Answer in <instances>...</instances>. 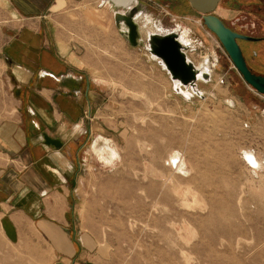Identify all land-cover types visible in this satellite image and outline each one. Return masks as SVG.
Listing matches in <instances>:
<instances>
[{
	"label": "rangeland",
	"instance_id": "rangeland-1",
	"mask_svg": "<svg viewBox=\"0 0 264 264\" xmlns=\"http://www.w3.org/2000/svg\"><path fill=\"white\" fill-rule=\"evenodd\" d=\"M223 1L216 14L226 25L239 29L255 23V35H264V18L255 9ZM136 3L147 15L138 20L142 44L133 47L115 26L113 11ZM50 14L63 37L79 45L86 71L109 99V123L116 130L89 137L82 152L70 235L74 244L85 237L83 260L264 264V173L253 176L241 155L248 148L264 158V95L243 80L201 15L187 0H108L105 5L66 0ZM18 25L6 0H0V92L10 109L0 112V119L19 103L17 90L3 78L5 49ZM162 29H175L183 44L191 43L187 54L201 69H212L205 59L216 63L211 79L198 82L202 95L183 87L190 98L177 93L147 50V30ZM184 30L188 41L182 39ZM238 42L244 48L245 42ZM252 47L258 55L250 56L248 65L264 73V41ZM96 137L108 143L103 152L90 150ZM176 150L188 161L186 174L166 163ZM1 216L0 264L61 262L33 224L20 221L12 238Z\"/></svg>",
	"mask_w": 264,
	"mask_h": 264
},
{
	"label": "crops",
	"instance_id": "crops-1",
	"mask_svg": "<svg viewBox=\"0 0 264 264\" xmlns=\"http://www.w3.org/2000/svg\"><path fill=\"white\" fill-rule=\"evenodd\" d=\"M65 1L6 0L19 25L5 49L3 78L17 90L19 103L0 119L1 224L13 238L20 221L31 223L61 263L95 264L83 260L85 237L72 242V198L86 140L116 130L109 123V99L86 71L79 45L63 37L51 18ZM9 110L1 91L0 112ZM44 132L60 138L62 146L46 144Z\"/></svg>",
	"mask_w": 264,
	"mask_h": 264
},
{
	"label": "water",
	"instance_id": "water-1",
	"mask_svg": "<svg viewBox=\"0 0 264 264\" xmlns=\"http://www.w3.org/2000/svg\"><path fill=\"white\" fill-rule=\"evenodd\" d=\"M187 1L194 11L202 16L206 27L217 36L243 80L257 93L264 95V75L252 71L238 42L239 39L256 40V38L240 34L224 23L222 18L216 14V9L222 0ZM102 4H104V0H102ZM143 15L146 13L139 8L138 3L128 8H116L113 11L115 26L119 29L121 36L133 47L142 44L138 20ZM190 46L191 43H182L179 32L175 29L147 30V50L166 69L173 82L174 90L187 98L190 96L184 95L181 88H190L195 94L202 95L198 89V82L200 80L208 82L211 79L212 70L216 66L209 59L204 61L211 65V70L208 67L201 69L197 66L187 54L186 49ZM43 137L48 145L55 148L62 146V141L58 137H52L46 132L43 133Z\"/></svg>",
	"mask_w": 264,
	"mask_h": 264
},
{
	"label": "bare ground",
	"instance_id": "bare-ground-1",
	"mask_svg": "<svg viewBox=\"0 0 264 264\" xmlns=\"http://www.w3.org/2000/svg\"><path fill=\"white\" fill-rule=\"evenodd\" d=\"M107 1L108 0H104V5L107 3ZM181 35L184 41L189 40L186 30L182 31ZM106 144L108 143L102 142V137H96V139L94 140V143L90 146V150L96 153L103 152L105 150ZM241 152H242L241 154L242 159L244 163L246 164V166L252 172L253 176L259 177L260 174L264 173V158L263 157H260V155H258L254 150L248 149V148L242 150ZM181 156L183 155H180V152L178 150L173 151L168 156L166 163L170 165L171 167L175 168L177 170L176 172L186 174L188 173V167H189L187 164L188 161H186L184 157L182 158Z\"/></svg>",
	"mask_w": 264,
	"mask_h": 264
},
{
	"label": "flooded vegetation",
	"instance_id": "flooded-vegetation-1",
	"mask_svg": "<svg viewBox=\"0 0 264 264\" xmlns=\"http://www.w3.org/2000/svg\"><path fill=\"white\" fill-rule=\"evenodd\" d=\"M235 0H224V3H230V2H234ZM240 1V2H239ZM241 3H244L245 7H249L252 8L251 10L255 9V12H257L262 18H264V0H238L236 2V4H239L240 6L242 5ZM225 23V22H224ZM236 23V22H235ZM262 26H264V19L262 20ZM228 26V25H227ZM230 27V26H229ZM232 30L240 33V34H244L246 36H250V37H254L256 38V40H248V39H239V40H243L245 42V46L244 48H242V51L244 53V56L247 60V63L249 64V57L250 56H254L256 57L258 55V51L257 49H254L252 47V42H257V41H264V35L262 36H256L255 35V28H256V24L255 23H245L242 24L239 29H237L236 27L232 28L230 27ZM238 40V41H239ZM264 48V47H263ZM262 55V54H261ZM263 57H264V53H263ZM251 65V64H250ZM253 67V66H252ZM261 67V66H260ZM262 68V67H261ZM252 69V68H251ZM264 69V68H262ZM252 71L256 74H261L264 75V73H259V72H255L253 69ZM264 71V70H263Z\"/></svg>",
	"mask_w": 264,
	"mask_h": 264
},
{
	"label": "built area",
	"instance_id": "built-area-1",
	"mask_svg": "<svg viewBox=\"0 0 264 264\" xmlns=\"http://www.w3.org/2000/svg\"><path fill=\"white\" fill-rule=\"evenodd\" d=\"M202 17V16H201ZM173 21H175V19H173ZM217 62V59L215 60ZM216 64V63H215Z\"/></svg>",
	"mask_w": 264,
	"mask_h": 264
},
{
	"label": "trees",
	"instance_id": "trees-1",
	"mask_svg": "<svg viewBox=\"0 0 264 264\" xmlns=\"http://www.w3.org/2000/svg\"><path fill=\"white\" fill-rule=\"evenodd\" d=\"M191 7V6H190ZM191 9L194 11V9L191 7ZM196 12V11H195Z\"/></svg>",
	"mask_w": 264,
	"mask_h": 264
}]
</instances>
